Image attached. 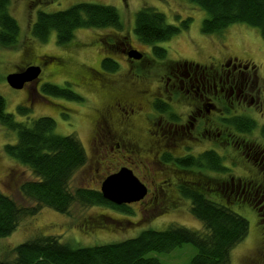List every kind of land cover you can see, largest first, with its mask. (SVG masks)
<instances>
[{"label": "rangeland", "instance_id": "rangeland-1", "mask_svg": "<svg viewBox=\"0 0 264 264\" xmlns=\"http://www.w3.org/2000/svg\"><path fill=\"white\" fill-rule=\"evenodd\" d=\"M39 1L12 0V14L17 18L19 34L16 45L0 46V96L5 100L6 112L14 114L16 121L24 120V117H20L16 113V108L22 104L29 111L30 118L48 116L47 118H52L55 122V134L73 135L80 142L87 155V163L74 175L70 183L71 189L83 187L99 190L105 178L116 174L120 170V164L130 162V160L133 165L138 167L136 175L139 174L140 178H146L148 185L153 180L156 183H161L162 180L167 179L165 173L167 171L170 173L169 169L175 171V168L170 166L168 169L167 166H163V172L160 170L148 171L145 161L135 157V159L126 160L128 154L124 152L123 148L120 149L122 155L119 154L120 150H114L116 157L119 158L116 164L113 162L112 154L108 153L105 156L101 150L97 152V146L92 143V138L98 131V127H96L94 111L91 107L115 106L117 99H113L105 92V89L98 86L94 80L89 79L92 76L89 75L94 71L101 70L100 63L104 54L111 56L119 66L122 64L121 67H124L125 65L124 73L129 66L127 60L131 57L122 53V41H111L112 37L118 34L111 28L105 30L79 29L68 46L57 44L54 35L45 43H41L30 35V29L39 11L64 10L81 2L113 6L123 20L124 30L119 34H124L127 41L139 53L142 52L145 55L151 53L150 48L140 45L133 39L134 15L142 6L152 7L163 13L168 24H175L185 17H190L192 20L186 30H181L169 41L155 44L167 51V59H193L204 63L211 55L219 56L222 53L226 54L223 55L225 57L236 56L242 61L247 60L255 65L259 75H254L257 85L264 89V40L255 28L240 24L228 27L218 34L205 35L201 32V25L207 17L206 14L198 10V16H195V11L187 9L181 0H125V2L124 0H44L46 5L40 4ZM104 40L110 47H107ZM151 58L154 57L151 56ZM152 66L159 70L160 65L152 64ZM30 67L38 69V75L34 79L23 84L22 88L13 89L8 86L6 82L8 75L21 73ZM248 73L253 75V72L248 71ZM152 74H155V71H147V76ZM119 76L121 75H115V78ZM119 80L115 83L118 94L112 92L116 97L127 94L122 88L124 81ZM65 82L73 85L71 86L72 90L75 85L80 86L79 89L84 94L83 102H69L40 93L43 83L63 86ZM255 115L256 126L264 124V115ZM145 130L146 122H140L132 130V135L139 145L135 149L140 147L142 150H146L151 147L148 136L144 134ZM151 134L158 137L156 131H151ZM15 140L14 132H8L0 126V192L11 198L24 210L33 204L20 195L19 187L23 183L30 182L32 177L26 166L12 160L4 151V147L7 144H12ZM235 140L238 143L245 141L264 144V140L257 130L253 134H245ZM234 148L238 152L235 146ZM135 149H132L131 152H134ZM169 150L176 152L174 147ZM226 156L224 165L230 169L227 177H232L227 178L228 181L231 182V179H234L235 184L238 185L240 180L246 182L245 180L248 181L255 176L254 171L247 167L255 168L256 165L253 162L246 161L241 155L232 157L234 156L232 152L227 153ZM146 159H151V157L146 156ZM99 160L101 164L96 173ZM115 165L114 171L112 169ZM193 170L195 169L191 168V171ZM206 171L207 181H201L200 187L209 191L210 200L226 204L222 193L215 186L216 183H213H218L216 179L218 177H214ZM234 171H238L239 175L234 176ZM160 173H163V176ZM181 177H183L182 174L177 175L178 179ZM189 179L192 181L194 176H189ZM172 180L175 181V177H172ZM176 187L178 186L171 183L161 199L152 206H149L150 202L146 203L149 204L148 206L138 203L127 205L132 210L131 216L106 207L83 208L77 204L70 208L68 215L43 209L34 216L23 217L18 228L7 238L0 240V253H3L4 258H10V250L14 246L39 235L57 236L61 243L77 248L120 242L123 239L137 236L143 230L163 231L170 225L202 232L201 223L189 213L188 200L175 190ZM235 193H232L230 197H234ZM257 199H261L260 193H258ZM234 201L243 202V199H233V203L228 201L227 204L233 212L248 221L249 229L247 237L230 253V264H256L258 262L264 264V221H259L256 212L257 209L259 211L260 206L256 204L257 209H255L254 203L243 204ZM194 255L195 248L190 244H185L169 254L150 253L147 257L156 258L162 264H188Z\"/></svg>", "mask_w": 264, "mask_h": 264}, {"label": "trees", "instance_id": "trees-1", "mask_svg": "<svg viewBox=\"0 0 264 264\" xmlns=\"http://www.w3.org/2000/svg\"><path fill=\"white\" fill-rule=\"evenodd\" d=\"M181 2L187 9L195 11V16H198V10L206 14L201 25V32L205 35L218 34L228 27L241 24L257 29L264 40V0ZM39 3L47 4L44 0ZM191 20L190 17H185L178 23L168 24L163 13L152 7L142 6L134 15L133 39L140 45L149 47L150 56L163 59L167 51L155 44L169 41L181 30H186ZM33 23L30 35L41 43L54 35L57 44L68 46L79 29L108 28L118 33L112 37V42L119 40L127 43L126 36L119 34L124 30L122 17L110 5L81 2L64 10L39 11ZM18 34L19 24L12 14V0H0V46L16 45ZM104 55L99 72H116L119 64L111 56ZM71 86L73 85L68 82L63 86L43 83L40 93L69 102H83L77 86L74 87L75 91ZM16 113L24 117V120L16 121L14 114L7 113L5 100L0 96V126L8 132H14L16 136V140L7 144L4 151L12 160L28 168L32 179L20 185L19 193L33 205L22 210V207L0 192V240L16 230L23 217L34 216L43 209L68 215L70 208L77 204L83 208L106 207L131 216L130 207L108 202L100 189H71L70 183L74 175L87 163L85 150L73 135L55 134V122L52 118H30L29 111L22 104L16 108ZM256 124V121L249 119L228 121V126L235 127L239 132L257 130L264 139V124ZM163 160L166 164L175 162L180 167L194 168L196 174L205 170L230 172L212 152L182 160L168 155ZM208 194L209 191L200 187L199 181L191 188L180 189V195L190 204L189 213L201 223L202 232L170 225L163 231L143 230L137 236L120 242L77 248L61 243L57 236L39 235L14 246L10 250V258H4L3 253H0V264H162L158 259L147 255L169 254L185 244L195 248V255L188 264H230V253L247 237L249 223L229 208L224 197L226 204L216 203L210 200ZM257 216H260L258 212Z\"/></svg>", "mask_w": 264, "mask_h": 264}, {"label": "flooded vegetation", "instance_id": "flooded-vegetation-1", "mask_svg": "<svg viewBox=\"0 0 264 264\" xmlns=\"http://www.w3.org/2000/svg\"><path fill=\"white\" fill-rule=\"evenodd\" d=\"M104 42L110 47L108 42L105 40ZM132 51L137 52L140 58L137 60L128 58L129 66L125 73V65L121 67L122 64L114 74L99 71H94L90 75L88 73L89 76L92 75L89 79L105 89L113 99H117L115 106L91 107L98 127L92 138V143L97 146V152L101 150L105 156L108 153L112 154L113 162L116 164L119 158L116 157L114 150L123 148L128 154L126 160L134 157L141 159L146 162L148 171L163 172V166H167L168 169L170 166L175 168V171L169 169L170 173L168 171L165 173L167 179L162 180L161 183L153 180L148 185L143 175V178H140L139 174L136 175L138 167L133 165L131 160L120 164L119 169L131 170L146 187L145 197L137 202L138 204L150 202V205L146 204V206L156 204L171 183L178 186L175 190L180 193L182 187L191 188L197 181L199 184L201 181H207V175H204L206 170L198 171L200 173L196 175L194 170L180 167L175 162L164 163L163 158H167L168 155L182 160L212 152L219 158L224 168H226L224 161L227 159V153L232 152L234 154L232 157L241 155L246 161L256 165L255 168L247 166L255 173V176L248 181L240 180L236 185L234 179L228 181L227 178L232 177H227L226 172L221 170L217 172L207 170V172L218 177L216 178L218 183H213H216L215 186L224 199L226 198L225 201L232 200L230 203H233V199L241 198L243 202H234L254 203V207L258 204L259 211L256 207L255 209L260 215L259 221L263 222L264 144L245 141L238 143L236 138L253 134L254 131L239 132L235 127H228V121L239 119L255 121V114L264 115V89L257 85L254 76L258 75L255 65L247 60L244 62L236 56L225 57L223 55L226 54L222 53L219 56L211 55L204 63L193 59H167V55L163 59L151 58L150 53L149 55L139 53L130 42L127 41L126 44L122 42V53L127 55ZM152 64L160 65L159 70H156ZM147 71H155V74L147 76ZM248 71L253 72V75ZM115 75L121 76L115 78ZM119 79L124 81L122 88L127 94L116 97L112 92L117 93L115 83L119 82ZM79 88L80 86H77L79 95L84 97ZM140 122H146L144 134L148 136L151 145L146 150L140 147L135 149L139 145L132 135V130ZM151 131H156L158 137H154ZM171 147H174L178 154L170 151ZM132 149L135 151L131 152ZM121 153L120 150L119 154ZM146 156H150L151 159L147 160ZM100 164L99 160L96 173ZM115 169L116 165L112 170ZM178 171L180 172L176 173ZM234 173V176L239 175L238 171ZM160 174L163 176V173ZM178 174H182L183 177L178 179ZM188 175L194 176V179L191 181ZM169 176L175 177V181ZM221 176L223 177L219 178ZM234 192L236 193L231 198L230 195ZM258 193L262 194L260 200L257 199Z\"/></svg>", "mask_w": 264, "mask_h": 264}, {"label": "water", "instance_id": "water-1", "mask_svg": "<svg viewBox=\"0 0 264 264\" xmlns=\"http://www.w3.org/2000/svg\"><path fill=\"white\" fill-rule=\"evenodd\" d=\"M128 56L136 60L140 58L135 51ZM37 75L38 69L30 67L21 73L8 75L6 82L10 88L18 89ZM146 192L144 184L127 168H121L116 174L108 176L100 185L103 198L117 206L137 203L145 197Z\"/></svg>", "mask_w": 264, "mask_h": 264}]
</instances>
